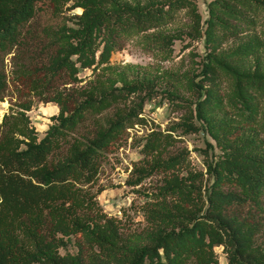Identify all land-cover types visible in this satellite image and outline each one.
Masks as SVG:
<instances>
[{"label": "trees", "instance_id": "16d2710c", "mask_svg": "<svg viewBox=\"0 0 264 264\" xmlns=\"http://www.w3.org/2000/svg\"><path fill=\"white\" fill-rule=\"evenodd\" d=\"M39 1L43 0H0V101L7 91L5 58L24 47L26 27ZM49 1L59 11L72 1L67 10L80 12L69 16L73 26L64 22L44 31L52 51L42 69L35 70L42 75L32 72L30 90L40 99L50 92L48 100L57 103L59 111L43 135L38 137L26 114L30 102L0 118V264H218L215 246L223 247L228 264H264L260 220L248 221L250 215L236 211L246 205L258 207L264 196V140L259 138V132L264 133V75L235 73L227 95L233 116L216 118L222 99L212 91L206 90L196 103V117L225 150L222 158L207 163L212 179L204 192L203 175L187 168L184 153L168 152L176 141L170 132L175 128L146 134L140 148L143 156L133 162L126 182L138 185L153 171L164 176L155 200L145 208L150 231L140 242L124 236L119 220L102 212L96 199L99 191L93 192L91 185L111 146L128 127L143 121L139 114L150 96L128 111L116 108L108 114L141 86H114L102 77L106 70L102 65L123 40L170 21L183 0H172L168 6H132L118 0ZM263 17L264 0H213L207 35L214 42L216 26L231 34L242 31L241 25L255 30ZM225 19H234L235 24ZM145 41L167 57L173 35H148ZM263 47L264 29L230 54L238 60ZM218 66L220 61L205 65L203 78L216 82ZM85 68L96 75L79 99L49 91L57 76L79 81L77 74ZM243 122L251 128L239 133ZM183 125L196 129L189 120ZM78 236L77 250H65Z\"/></svg>", "mask_w": 264, "mask_h": 264}, {"label": "rangeland", "instance_id": "374dc122", "mask_svg": "<svg viewBox=\"0 0 264 264\" xmlns=\"http://www.w3.org/2000/svg\"><path fill=\"white\" fill-rule=\"evenodd\" d=\"M118 1L132 6L154 3L168 6L172 0ZM71 3L72 1L66 3L62 11H59L49 0L37 2L36 14L26 27L29 30L24 47L14 50L5 58L7 91L4 100L0 101V118L11 109L20 108L22 104L30 102L31 107L26 114L38 137H41L52 123V117L58 114L59 107L57 103L48 100L47 94L50 92L40 99L30 90L32 72L36 73V69H42L43 64L47 62L48 53L52 51V48L47 46L48 40L44 31L56 28L64 22L73 26L70 17L79 13L80 9L67 10ZM211 7L213 0H183V6L174 12L170 21L123 40L111 53L108 63L102 65L106 68L102 72V77L108 78L114 86H141L135 93L125 96L123 101L110 108L108 114L116 108L119 111H128L143 97L150 96L144 100L142 112L139 114L143 121L128 127L123 137L111 146L107 159L100 167L96 182L91 185L93 192L99 191L96 199L102 212L119 220L124 236L131 235L140 242L146 240L150 231L145 208L155 200L153 196L158 192L164 176L160 171H153L138 185H129L126 182L133 162L143 156L140 148L146 134L152 130L166 132L174 127L175 130L170 132L176 141L169 147L168 152L184 153L187 168L203 175L201 189L204 192L212 179L206 172L207 163L222 158L225 150L213 138L207 124L196 117V103L205 96L206 90L212 91L213 95L222 99L223 107L216 110V118L233 116L232 109L227 106V95L233 88L235 73L264 75V47L238 60L231 55L237 46L248 41L255 32L261 35L264 17L260 19L255 30L246 29L241 25L243 30L236 34H231V31L222 33L216 26L214 29L216 38L213 42L206 31ZM225 21L230 25L235 24L234 19ZM159 33L173 35L171 49L166 53L169 55L167 57L146 44V36ZM216 61L221 63V66L216 68L218 80L214 83L208 82L203 78L201 71L205 65ZM36 74L42 75V71L39 70ZM95 75L92 68L81 69L77 74L79 81L75 82H70L64 75H59L50 83L49 91H62L69 94L73 100H77L81 90L94 79ZM185 120L191 121L196 129L187 130L183 125ZM241 128L249 129L251 126L243 122L238 129L239 133L243 130ZM259 138L264 140V133L259 132ZM180 172L186 174V171ZM167 200L170 201L171 198ZM236 211L242 216L250 215L248 221L260 220L258 240L261 241L264 237V196L260 199L258 207L246 205ZM79 239L80 236L72 237L65 250L75 252L76 241ZM214 249L218 264H228L223 247L215 246ZM65 250L60 251L64 253Z\"/></svg>", "mask_w": 264, "mask_h": 264}]
</instances>
